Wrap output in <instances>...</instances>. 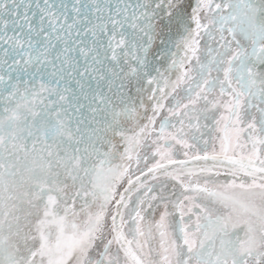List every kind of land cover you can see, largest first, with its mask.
Wrapping results in <instances>:
<instances>
[{"label": "snow or ice", "instance_id": "snow-or-ice-1", "mask_svg": "<svg viewBox=\"0 0 264 264\" xmlns=\"http://www.w3.org/2000/svg\"><path fill=\"white\" fill-rule=\"evenodd\" d=\"M0 264H264V0H0Z\"/></svg>", "mask_w": 264, "mask_h": 264}]
</instances>
